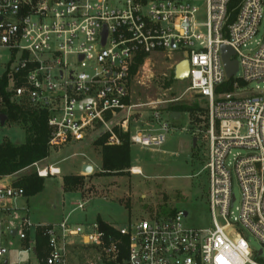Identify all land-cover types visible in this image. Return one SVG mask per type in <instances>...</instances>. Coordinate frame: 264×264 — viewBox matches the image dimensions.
Listing matches in <instances>:
<instances>
[{
  "label": "built area",
  "instance_id": "built-area-1",
  "mask_svg": "<svg viewBox=\"0 0 264 264\" xmlns=\"http://www.w3.org/2000/svg\"><path fill=\"white\" fill-rule=\"evenodd\" d=\"M262 24L264 0H205L204 11L197 0H0V108L10 101L47 110L51 149L90 135H106L107 145H120L124 133L131 145H162L172 111L163 120L164 110L153 102L146 110L149 119L137 126L143 109L131 102V67L139 53L187 54V91L208 101L196 133L208 145L203 171L213 222L209 228L187 226L186 211L154 208L145 218L113 225L119 236L107 241L98 222L87 232L69 216L36 226L23 217L21 227L7 226L23 246L12 262L2 215H10L25 192L5 176L0 177V264H70L76 246L92 251L83 264H264ZM222 45L232 47L238 61L231 78ZM227 82L229 90L222 88ZM37 171L43 177L61 173L53 165ZM129 171L143 174L137 166ZM76 208L84 209L85 201ZM33 227L46 229L43 256L30 234ZM244 230L260 240L259 250L250 247ZM123 237L127 255H122ZM22 253L37 259L21 260Z\"/></svg>",
  "mask_w": 264,
  "mask_h": 264
},
{
  "label": "rangeland",
  "instance_id": "rangeland-1",
  "mask_svg": "<svg viewBox=\"0 0 264 264\" xmlns=\"http://www.w3.org/2000/svg\"><path fill=\"white\" fill-rule=\"evenodd\" d=\"M197 5L204 11L205 0H197ZM264 24L260 27L258 37L263 35ZM183 59L180 51L174 54L159 52L146 57L136 75L131 79V102L140 104L143 115L137 126L148 118V111L154 102L163 109V120L168 119V110L172 106H193L206 109L208 101L193 91H187L189 79L175 80L169 87L165 82L175 72L176 64ZM251 86H255L253 83ZM171 112V111H170ZM201 110L183 112L179 120L171 122V129L166 134L165 142L155 148L146 149L132 145L133 166L140 167L143 174H102L101 147L95 143L96 135H90L79 145H67L51 149L46 161L40 163V168L58 166L62 174L45 177L44 190L34 196H23L16 201V206L10 215L4 216V241L11 242L10 261L17 262L18 251L23 248L19 237L11 236L7 226L17 228L22 226L23 217L34 224H51L60 222L67 216L76 224H81L87 232L92 230L93 223L98 219L116 227L126 225L130 220L147 217L154 208L184 210L189 216L184 220L187 226L209 228L212 217L208 203V179L203 171L208 154V145L202 135L196 133L199 125L195 119L201 116ZM137 118L139 115H136ZM195 126L192 128V126ZM197 137L194 146L193 139ZM9 138L14 143H23L25 132L15 123L0 126V141ZM86 159L93 163L94 173L82 172L83 185L76 191L63 190V177L75 173L81 162ZM34 168L27 169L15 175L13 181ZM36 169V168H35ZM83 169V167H82ZM233 192L236 195V205L241 200L240 187L233 181ZM85 201V208L78 209L73 202ZM35 227L31 229L34 234ZM244 236L253 250L262 247L260 240L250 231L244 230ZM77 247V246H76ZM75 249L70 261L76 257L86 260L92 255L91 250ZM74 248V247H73ZM31 258L32 253H22L21 260ZM82 261V260H81Z\"/></svg>",
  "mask_w": 264,
  "mask_h": 264
},
{
  "label": "trees",
  "instance_id": "trees-1",
  "mask_svg": "<svg viewBox=\"0 0 264 264\" xmlns=\"http://www.w3.org/2000/svg\"><path fill=\"white\" fill-rule=\"evenodd\" d=\"M236 1L231 3V7ZM237 11L233 12L235 16ZM148 55L139 53L135 57V62L131 67L132 77L137 74L140 66L144 63ZM175 74L165 82V87H169L175 81ZM222 88L231 89L230 83L227 82ZM201 110V116L195 119V125L202 127L205 122L206 109L199 108L198 103L193 106L176 105L170 108V111H179L181 114L186 111ZM0 114L7 116L3 125L15 123L22 127L25 132L23 143H14L9 138L0 141V177L12 176L24 169L34 168L31 172L18 176L13 184L24 188L25 196H34L41 193L45 188V177L40 176L37 166L41 165L51 154L49 138L51 134L48 125L49 112L41 108H35L29 104H17L7 101L3 108H0ZM0 122V126H1ZM195 126L193 125L192 128ZM124 139L120 145H107L106 135L101 136L95 143L101 147L102 156V174H123L133 166L132 145L129 140V133L122 134ZM36 168V169H35ZM84 176L82 175H65L63 177V189L65 191H77L83 185ZM162 212H174L175 209L162 208ZM100 228L106 233V240L119 236L117 230L112 224L102 219L97 221ZM44 227L37 228L35 237L37 240V251L42 256L47 253L48 236ZM29 235V234H28ZM122 255H127V238L123 237ZM86 250V247H79ZM84 258V257H83Z\"/></svg>",
  "mask_w": 264,
  "mask_h": 264
},
{
  "label": "water",
  "instance_id": "water-1",
  "mask_svg": "<svg viewBox=\"0 0 264 264\" xmlns=\"http://www.w3.org/2000/svg\"><path fill=\"white\" fill-rule=\"evenodd\" d=\"M172 46L174 47L175 44L173 43ZM222 57L226 69V74L228 78L234 76L238 71V61L236 59H232L234 56L235 51L232 47L228 45H222L221 48ZM175 79L177 80H184L189 77L190 74V63L187 54L184 55L183 59L176 64L175 67ZM181 113L179 111H172L170 113V118L173 120H179L181 118ZM7 116L5 114H0V122L3 125L6 121ZM194 146L197 144V137L195 136L193 139ZM83 171L87 173H92L93 166L91 164H85L83 166ZM188 212H186L187 214ZM15 232V231H14Z\"/></svg>",
  "mask_w": 264,
  "mask_h": 264
},
{
  "label": "crops",
  "instance_id": "crops-1",
  "mask_svg": "<svg viewBox=\"0 0 264 264\" xmlns=\"http://www.w3.org/2000/svg\"><path fill=\"white\" fill-rule=\"evenodd\" d=\"M100 138V137H99ZM99 138H95L96 140H95V142L99 139ZM83 142H85V140L84 141H79V142H75V143H73V144H70V145H79V144H81V143H83ZM100 147V146H99ZM48 159V158H47ZM46 159V160H47ZM46 160H44V161H46ZM85 164H91L92 166H93V163L91 162V161H87L86 159H84L82 162H81V164H80V168L75 172V173H73V175H82V172H84L83 171V169H82V167L85 165ZM25 170H27V169H24V170H22L21 172H19V173H17V174H15V175H19L20 173H22L23 171H25ZM92 173H94V171H92ZM60 174H62V170H61V173ZM15 175H12V176H6L7 177V179L9 180V181H11V182H13V178L15 177ZM69 175V174H68ZM54 176H56V175H54ZM83 176V175H82ZM64 190V189H63ZM65 191V190H64ZM65 192H68V191H65ZM70 192H72V191H70ZM74 192V191H73ZM77 192V191H76ZM76 203L77 202H73V204H75L76 205ZM14 206H16L17 207V205H16V202L14 203ZM56 223V222H55ZM35 233H36V230H34V234L33 233H31V231H30V234L31 235H35ZM75 249H77V247H74V248H72V250H71V255L73 256V254H74V251H75ZM82 260V261H81ZM83 258H80V257H76V259L75 260H73L72 262L70 261V264H83Z\"/></svg>",
  "mask_w": 264,
  "mask_h": 264
}]
</instances>
